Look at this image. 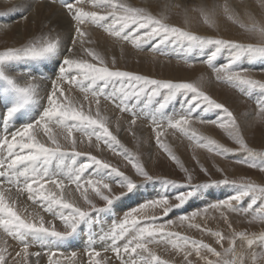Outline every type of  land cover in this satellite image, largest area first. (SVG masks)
Returning a JSON list of instances; mask_svg holds the SVG:
<instances>
[{
    "label": "snow or ice",
    "instance_id": "1",
    "mask_svg": "<svg viewBox=\"0 0 264 264\" xmlns=\"http://www.w3.org/2000/svg\"><path fill=\"white\" fill-rule=\"evenodd\" d=\"M40 3V0H36ZM49 8L54 7L57 0H46ZM179 7V5H176ZM264 8V0H261ZM62 8L68 15L71 24L69 43L65 47L67 53L60 61L58 73H54V79L50 85V91L46 96L47 106L43 107L39 118H31V122L24 123L10 134L0 137V264H9L10 260L20 257L22 264H39V261L30 260V257H41V251L30 252L33 245H39L47 249V264H58L53 259L60 242L72 236L78 225L90 220L92 212H104L120 199L112 192L113 184H118L127 193H132L138 185L131 176L125 175L118 167L112 166L107 161L92 155L90 151L79 150V145L87 139L89 147L100 150L102 142L108 149L123 155L132 164L136 174L144 180L151 181L153 177L145 170L138 157L132 156L121 144L119 139L109 129L106 117H101V99L113 105L121 112H130L131 125H135L137 119L143 115L131 109V101L140 102L145 97L150 104L154 97L163 93V102L159 103V109H164L169 100L177 93H191L190 100L185 111L177 117H171L166 121L168 128L178 131L195 140L199 146L206 147L217 155L227 156L234 150L220 145L217 141L198 135L190 126L198 118L197 110L205 112L216 109L224 114L220 120H206L199 118L202 124H213L227 131L230 138L245 151L246 159L236 163L244 164L249 168H256L264 172V151H257L246 142L242 131V125L238 123L236 116L224 104L212 98L200 86L191 82H173L172 80H160L133 71L121 70L116 67V59L112 58L111 66L105 58L94 49L84 48L85 43H91L84 26L93 25L103 29L109 36L121 42H128L136 48H141L144 43L159 38L161 43L169 39H175L187 44L189 50L193 48H212L206 63L216 74V79L237 87L242 93L251 95L259 92L264 95V80L255 79L249 75V70L238 68L239 62L244 57L264 58V24L256 26L255 18L248 14L252 26L247 28L250 41L239 42L234 39L215 38L187 31L182 27L174 26L168 22V17L163 14H153L146 7L133 6L125 0H63ZM220 6L197 7L192 9L208 16L219 14ZM189 9H185L187 15ZM223 14L232 19L235 13L225 4L222 7ZM27 20L28 17L24 16ZM245 28V24L240 25ZM55 29L49 28L48 32L34 35L29 41L19 47H8L0 51V81L5 87L0 90V106L6 109L3 114L5 122L18 119L17 114L24 115V110L36 103L40 85L38 77L29 76L21 82V74L15 71L16 62L28 59H43L55 56L61 49L62 40ZM54 34V35H53ZM79 44L84 52L91 57L86 60L78 57L74 49ZM222 50H228L229 59L225 64L217 65L214 61ZM114 86L108 91L109 85ZM78 88L85 93L84 99L90 100L87 110L76 101L69 93ZM91 101H94L93 113ZM260 114L257 117L259 123L264 124V102L259 104ZM152 123L156 126V143L168 152L172 159H176L167 145L161 142L163 134L159 129L164 126L158 122L155 115ZM46 139L38 138L40 134ZM76 133L80 134L78 138ZM78 157H86L84 162L77 164ZM66 159L72 161L71 165L64 163ZM54 161L59 163L53 169L50 167ZM90 169L93 171L89 172ZM187 173V169H184ZM119 178V179H116ZM189 183L191 175L187 176ZM166 183H174L166 181ZM214 184H233L237 191L228 198L208 206L218 211L220 218L227 224L229 235L196 222L201 216L200 211H193L190 215H182L177 220H165L155 215L147 216L143 220L137 218V213L149 207H160L165 216L174 208H178L193 194L181 192L175 196L178 203L173 204L167 196L150 200L139 208L129 211L121 221L112 225L111 229L99 237L108 246L103 251H111L115 254L119 264H169L168 259L159 255L151 245H170L174 254L182 257L183 264H264V255L251 252L256 237L250 236L246 230H238L233 227L227 213L250 215L253 220L259 219L264 223V186L257 185L251 180H244L237 184L236 181L224 179L214 181ZM52 185V189L47 186ZM68 185H74L79 192L86 207L79 206L75 201L65 198V189ZM209 185H197L196 188ZM58 190V191H57ZM91 190V191H90ZM33 203L44 208L45 211L59 216L64 223V230L58 231L55 225L45 226L43 217L39 223L33 222L17 210V198L23 194ZM250 197V202L245 205V198ZM94 198L105 202V207H97ZM259 205L258 209L255 207ZM208 208L203 211L207 213ZM186 227L195 229L201 233H207L215 237V243L220 247L203 240L194 239L179 231H172L173 227ZM10 238L18 241L22 248L20 251H10ZM264 244V234L259 236ZM237 241L246 242L247 247L237 249ZM228 247H224V243ZM95 240L90 238L89 258L100 257L101 251L94 246ZM14 253V254H13ZM63 253H61L62 255ZM76 253L71 254L75 259ZM209 255L215 257L210 259ZM19 264V262H18ZM89 264H102L100 259H90Z\"/></svg>",
    "mask_w": 264,
    "mask_h": 264
},
{
    "label": "rangeland",
    "instance_id": "2",
    "mask_svg": "<svg viewBox=\"0 0 264 264\" xmlns=\"http://www.w3.org/2000/svg\"><path fill=\"white\" fill-rule=\"evenodd\" d=\"M137 7H139V6H137ZM193 12L198 14V12H196V11H193ZM199 14H201L199 16V21H202L200 23H202L203 26L205 24V27H208L209 29H211L213 27V24L215 25V22H214L215 15L210 17V16L206 15L205 13L204 14L199 13ZM224 16L226 17L227 15L224 14ZM167 17H168V22L170 24H172L174 26H178L174 23L178 17L176 14L171 13V14H168ZM226 20L229 21L230 19H228V17H226ZM207 24L210 26H208ZM182 28H184L187 31H190L186 27H182ZM242 29L244 30V32H248L247 29H244V28H242ZM193 33L202 35L198 32H193ZM204 36H206V35H204ZM12 37H13V35H12ZM211 37H213V36H211ZM215 38H226L227 39L229 37L226 35H222V36L221 35H215ZM111 39L114 40L115 43H117V44H120L122 46L126 45V47L128 46L129 49L133 48L131 50L135 54L142 53L138 49H136L132 44H130L128 42H121V41L116 40L113 37ZM153 40H150L148 42L151 43V45H153V44H156L157 41H159L158 43L161 45L160 46L161 49L159 50L160 53H156L154 51L155 53L150 54V52H149L148 54H150V56H152V57H156L158 55L157 58L161 59L162 64H164L166 62H171V61L176 62V64L179 67H183L184 69H186L187 73L190 75L195 73L194 68L196 66H203L204 68L209 70L211 77L214 79L213 80L212 78H210L211 81H215V83L219 85L218 89L220 91V94H226L228 101L227 100L226 101H219L218 99L214 98L213 95L207 93L206 91L205 92L208 95H210L212 98L216 99L218 102L224 103L233 112V114L235 116H237L236 117L237 121H238V123H240L242 125V131H243V134L245 136L246 142L249 144V146L254 148L257 151H264V128H263L264 124L259 123L257 120V117L260 114L259 104L264 102V99H263L264 97L259 92H253L251 95H246V94L242 93L237 87L230 85L228 83H225L223 81L217 80L216 74L214 73L212 68L209 67L208 64L206 63L207 59H206V61H204V59L202 61H200V60L196 61V59H195V61H194L193 57H191V58L187 57L186 59H181V60L180 59H174V58H168L166 55H165L166 58L163 57V55H162L163 54V47H165L164 52H167V50H166L167 46L166 45L169 42L172 45L176 44V42H177L178 44H182L183 46L186 45L185 47H188L186 43L179 41V40L170 39V40L165 41L167 43L164 42V44H163L160 42L159 38H155ZM13 46H14L13 42H9L7 35L0 33V51H4L6 48L13 47ZM17 47H19V46H17ZM91 49H94V48H91ZM94 50L96 52H98L96 49H94ZM198 50L204 51L207 54V55L206 54H204V55L206 57H208L210 55L211 51H213L214 49H212V48H204V49L193 48L191 50L192 55H194L195 52H197ZM148 51H151V50H148ZM98 53H100V52H98ZM144 54H147V51H146V53L144 52ZM77 56L80 58L86 59V60H91V57H89L84 52V50L80 54H78ZM229 56H230V53L228 50H222L220 55L219 54L217 55V58L214 61V63L217 64L218 66L225 64L228 61ZM219 57H220V59H219ZM251 58L254 59L255 61L250 62V64L254 63V65L247 67V63H248L247 61L251 60ZM259 58H261V57H259ZM105 60L111 66L109 59L105 58ZM111 60H112V58H111ZM259 60L260 59H258V57H244L239 62V65L237 67L238 68H245V69H248L249 72L250 71L253 72L257 69L258 65H256V64L258 63ZM185 61H186V63H185ZM198 61H200V62H198ZM197 63H199V65ZM204 65H206V66H204ZM124 69L128 70V71H133L131 69H128L127 67ZM124 69H122V70H124ZM133 72H136V71H133ZM136 73H139V72H136ZM260 73L262 75H264V69H261ZM139 74H143V73H139ZM210 75H209V77H210ZM147 76H150V75H147ZM150 77L155 78V79H160V80H168L165 78L161 79L159 77H153V76H150ZM172 81L173 82H190V81H182V80H176V79H173ZM198 85L200 86V88L202 90L203 84L201 83V81H198ZM115 86L118 87L119 85L117 84ZM224 91H226V92H224ZM78 94L79 95H77V96L74 95V97L76 98V101H78L79 104L83 105L84 109L87 110L89 107V104H90V100L83 99L85 94L80 93V92H78ZM190 94L191 93H184V92L177 93V95L175 97H173L172 99L169 100L168 104L165 106L164 109H159V110H158V108H159L158 104L163 102V100H162L163 99V93L160 96L154 97L150 104L148 102H146L147 99L145 97H141L139 103H136L133 100L129 104L130 109H131L132 105H135V110L138 113L141 112L142 109L143 110H149L150 109L152 111L157 110V111H159L160 114L165 115L162 118L156 116L157 120L160 119L158 122L161 121L164 124V126L159 129V131H161L163 133L161 135L160 139H161V142L163 144L167 145L169 150L172 153H174L176 159H172L169 156L168 152H166L163 148H161L156 143V134H157L158 129L156 128L155 125H153V123L151 121L152 118L151 119L147 118V115H145L146 114L145 112H143V116H140V118L137 119V122L135 125H131L130 121H131L132 117H131L130 112H120V110L116 109L113 105H111L110 103H107L105 100L101 99V101H102L101 102L102 108L100 107L101 117L105 116L107 119L109 118L108 119L109 129L113 132L114 135L117 136V138L119 139L121 144L127 150H129V153L132 156L138 157L139 161L143 164L145 170L148 171L149 174L153 177V179L151 181L144 180L143 177L136 174V171L132 167V164L129 163V161L127 159H125V157L123 155H119V154L113 152L112 150L107 149L106 146L102 142L100 143V146H99L100 150L97 151L94 147L96 144L95 138H93V142H92L93 147H91V148L88 145L87 139L84 138V142L79 145V150H81V151H88L89 150L92 155H95L99 159L107 161L112 166L118 167L122 172L125 173V175L131 176L132 179L135 180L137 182V185H138L137 189H135L132 193H134L136 191L138 192L139 190L145 191L144 189H147L150 186L158 185L159 188L162 187L164 189H167L166 191L171 190V193L168 192L165 194V196H167L169 198L170 202L173 204L178 203V201L175 200V196L177 194H179L181 192H189V191H191L193 193L185 201V203L183 205H181L178 208L172 209L167 214V216L164 215L162 208H160V207H149V208L142 209L140 212H138L137 218L143 220L147 216L155 215L156 217H163V219H165V220H168V219L177 220L178 217H180L181 215H190L193 211H200L201 216L196 218V222L200 223L202 226H207V227L211 228L213 231H216V230L222 231L227 236L230 234V230L228 229L227 224L220 218V214L218 211H214L211 208H208V206L210 204L217 203L219 201H222V200L228 198L229 196L234 194L238 189L236 186H234L231 183L225 185L222 183L221 184H214L213 182L214 181H222L226 178L229 181H236L237 184H239L241 181H244V180H251L257 185L264 186V172H262L256 168H249L244 164L236 163V161H238V160L246 159L248 154L243 150H238L240 146L238 144H236L230 138L227 131L219 128L216 125L202 124V123H199L198 119H197V121L193 122L196 125L192 124L190 127L193 128V126H195L196 129L195 128H193V129L196 130L198 135H202V136H205V135L203 134V132H200L201 130L199 128H201V127L204 128L206 126H210L213 129H215L216 131H218L221 134L223 140L222 141H218L216 139L215 140L220 145L234 150L232 153L228 154L226 157L222 156V155H217L214 151L210 152L206 147L199 146V144L195 140L189 139L188 136H185V135L179 133L178 131L167 127L166 121L169 118L174 117V116L178 117L182 111L186 110L187 104H188L190 97L192 95V94L191 95ZM235 95H237L238 97L236 98V100H232V99H235ZM142 100H143L144 104H142ZM237 102L243 103L242 108L239 110L235 106V104ZM91 104H92L91 106L94 105L92 107V110H94L93 111V113H94L95 112L94 101L93 102L91 101ZM102 104H103V106H102ZM176 106H178V107H176ZM103 108L105 109V111ZM213 110H216V109H213ZM252 110H253V112H252ZM108 111H110V112H108ZM216 111H218V110H216ZM202 112H203L202 109L196 111L195 114L197 115V118H203L206 120H211L210 118L206 117L207 115L205 113H202ZM41 113L42 112H40V114ZM219 113H221V116L217 118L218 120H220L222 118V116H224V114L222 112L219 111ZM123 114H125V115H123ZM116 116L118 119L115 118ZM166 116H167V118H166ZM143 118L145 121L141 120ZM251 118L253 120H251ZM119 119H120V122H119ZM217 119H212V120H217ZM162 120H164V121H162ZM126 121H128V122H126ZM18 122L16 123L15 130L21 126ZM24 123H25V121H24ZM119 124H121L122 126H124V125H126V126L120 128ZM116 125H117V127H116ZM137 127L138 128L141 127L142 131H143V129H146V130L149 129L148 130L149 131V140L147 139L148 140L147 145L150 144V142H152V145L154 147L153 150L155 149V151L157 152L158 158L156 160V162H157L156 168L148 169L146 166V163L149 161V159H146L145 156L142 155V153H140V151L137 153L136 149L133 150V148H131L129 145H127L122 138L123 135H127L129 138L134 139L135 130ZM124 128H126V129H124ZM258 130L262 131L260 137L257 136ZM76 135L78 138L80 137L79 133H76ZM42 136H43V133H42ZM39 137H41V136H39ZM42 139H46V138L43 136ZM178 148H180L184 152V156L181 153H179ZM98 154H100V155H98ZM80 158L86 159V157H78L77 158V164L79 163ZM68 160L70 161V163L66 162V160L64 161V163L70 166L72 161L70 159H68ZM58 163H59L58 161H54L50 167H52L54 169ZM184 169H187V173H185ZM188 175H191V177H192V180L190 183L187 179ZM166 181H172L174 183H166ZM197 185H209V186L203 187V188H196L195 186H197ZM47 187L49 189L50 188L52 189L53 186L49 184ZM70 188H71V190H70ZM68 189L70 190V192ZM74 189H75L74 185H68V187L65 189V193H64L65 198L69 199L70 201L74 200L77 204H79V206L86 207V205H84V203H83V198L80 196V194H78L79 192L75 191ZM112 192L116 196H120L121 192H125V194L123 196H121L120 199L115 200L113 205L110 206L106 211H104V212H92L91 213L92 218L90 220H86V221L80 223L78 225L77 231L72 236L67 238L69 240L70 238L74 237V235L78 234L79 237H76L77 239L74 241V243H72V244L66 243V242L64 244L59 243L58 247L52 249L53 251L56 252L57 259H55V260L58 261V264H89L90 259H93V260L94 259H100L102 261V264H119V261L116 259L115 254L113 252L103 251V249L105 247H107L108 245H107V242L104 243V242L100 241L99 237L101 235L105 234L106 232H108L114 223L121 221L123 219V217L132 209L139 208L142 204H144L150 200H154L155 198L157 199V198L164 197V196H156L155 195V196L150 197L151 198V199L149 198L150 200L144 199L142 202L138 203L136 206H133L130 209H128L127 211H124L122 213V215L124 214L123 216L120 214L115 219L116 221L115 220L112 221L113 219L110 220L107 217L105 218L106 214L110 211V209L112 207H114V205L117 202H121L124 200V197H129L131 195L130 193H127L125 189L121 188L118 184H113ZM24 195H26V193L21 194L19 197H22ZM80 198H81V200H80ZM204 198L208 199V200H205ZM250 199H251L250 197L245 198V205L244 206H246V204L248 202H250ZM94 200H95V203L97 204V207H105L104 201L100 200L99 198H94ZM202 200H204L203 206H200L196 209H193L190 212H186V213H183L181 215H175V214L173 215L174 211L186 207L189 203H191L193 201L198 202V201H202ZM207 203H208V205H207ZM255 207L258 209L259 205L255 206ZM205 208H208L207 213H204V211H203ZM44 211L45 210L42 207L41 208H39V207L34 208L32 206L31 215H29L30 213H28L25 215V218L29 217L27 219H29L33 222L39 223V218L43 217L44 222H45V226H51L54 224L56 230L63 231L64 230V223H62L63 221L59 219V216L58 215L53 216L52 213H49L47 211L44 212ZM24 213H25V210L23 211V214ZM227 215L229 217V220L232 222L233 227L237 228L238 230H246L250 236L256 237L254 244L252 245L251 249H249V250L251 252L256 253L258 256L264 255V244H262L259 240V236L261 234H264V223H262L259 219L253 220L252 216H250V215H240V214H235V213H227ZM120 217H122V218L120 219ZM103 219L106 220V222ZM108 221H109V223H108ZM101 222H102V225H101ZM89 224H91L92 226ZM103 224L106 226H104ZM172 231H179L183 234H187V235L191 236L194 239L203 240L206 243L212 244L213 247H217L218 251L221 250L220 247L215 243V237L209 236L207 233H201L195 229H188L186 227H175V226L173 227ZM91 232L93 233V236H91V234H92ZM87 233H88V235H87ZM90 238H94L92 240L96 241L94 246L96 247V249L98 251H101L100 257H92V258L88 257L87 252H88L89 247H90V244H89ZM7 239L9 240L8 243L10 241L13 243L15 242V241L11 240L10 238H7ZM151 247L152 248L154 247L153 249L159 255H161L162 258L168 259L169 264H183L182 257L179 254H174L173 251H171V249H170V245L160 244V245H151ZM224 247L225 248L228 247L227 242L224 243ZM242 247L246 248L247 243L237 241V248L240 249ZM16 248H18V247H17V245L15 246V244H14V247L12 250H15ZM259 249H261L260 251H262L263 254H261V252H258ZM12 250L10 249V251H12ZM29 251L30 252L41 251L42 257H39V258H42V259H41L40 263L41 264H47L48 257H47V255H45V253L47 252V249H42L39 245H33V247H31L29 249ZM73 252H75L77 254L75 259H73L71 256V254ZM61 253H63V254L61 255ZM30 258L32 260L39 259L37 257H30ZM209 258L215 259V257H212L210 255H209ZM12 261H14V260H10V263H13ZM14 262H15L14 264H18V262H19V264H22L20 257H17Z\"/></svg>",
    "mask_w": 264,
    "mask_h": 264
},
{
    "label": "bare ground",
    "instance_id": "3",
    "mask_svg": "<svg viewBox=\"0 0 264 264\" xmlns=\"http://www.w3.org/2000/svg\"><path fill=\"white\" fill-rule=\"evenodd\" d=\"M125 2L131 3L133 6L146 7L153 14H163L166 16L168 14H171V13L176 14L178 17L174 23L180 27L181 26L186 27L187 29H189L192 32H198L202 35L213 36V37H215V35H221V36L226 35L229 37L227 39H234V40H237L239 42H258V41H250L249 33L244 32V30L240 27V25L242 23L246 25V27L244 29L250 28L252 26V22L248 18L249 13L251 14V16H253L255 18V23H256V26L258 28L260 26H262V24H264V8L261 7V0H125ZM62 3H63V0H57L56 5L54 7L49 8L47 6L46 0H40V3H38V4L36 3V0H0V9H1L0 10V33H3L4 35L6 34L7 38L9 39V42H13L15 47L20 46L23 43H26L34 35H39L41 32L47 33L49 28H53V29H55V33H59L61 40H62V45H63L61 47L60 51L55 56L46 57L43 59H28V60H22V61L16 62L17 66L15 68V71L19 72L21 74V82L22 83L29 76L38 77V83L40 85L39 95L37 97L36 103L24 110V112H25L24 115L17 114L18 119L14 118L13 121H10V122H5V120L3 119V114L6 112V109L3 108L2 106H0V137H3L6 134H10L12 131H15L16 123L18 121H19L18 123L22 126L24 121H25V123L31 122L32 117L38 119L40 112L43 111V107L47 106L46 96L50 91L51 82L55 78L53 74L58 73V68L60 65L61 58L63 56L67 55L64 46H67L69 43V36L71 34V29H72L71 21H70L68 15L63 10ZM225 4H227L231 8V10L235 13L233 18L230 19L231 21L226 20L227 16L225 17L223 12H222V7ZM176 5H179V7H176ZM213 5L220 6V9H219V14L215 15V20H214L215 25L213 24V27L211 29H209L208 27H205V24L203 26L202 23H200V22H202V21H199V16L201 14L198 13L199 14L198 15L197 13L193 12L194 10H192V9H195L197 7H205V6L211 7ZM185 9L190 10V11H188L187 15L185 14ZM24 16H27L28 19L27 20L23 19ZM208 26H210V25H208ZM84 28H85L86 32L88 33V35L85 37V40L87 41L90 38L92 41L91 43H85L84 48L96 49L106 59H109L110 63H111V58H115L117 68L122 70V69L127 67L128 69H131V70L139 72V73H143L144 75L159 77L161 79H164V78L168 79V80L176 79V80H182V81H190L192 83H197V84H198V81H201V83L203 84L202 90L213 95V97L218 99L219 101H226V100L228 101L226 94H220V91L218 89L219 85L216 84L215 81H211L210 78H212V77L210 75V71L207 70L206 68H204L203 66H196V67L194 66L195 67L194 68L195 73L190 75L187 73L186 69H184L183 67H179L176 64V62H172V61L166 62L165 61L166 63L162 64L161 59L157 58V56H158L157 54H156L157 55L156 57L150 56L151 53H155V52L160 53L159 50L161 49V47H160L161 45L158 43L159 41H157L158 44L156 43L153 45H151V43H149V42L144 43L142 45V47L139 49L135 47L136 49H138L140 52L143 53V54L142 53L135 54L131 50L133 48L129 49L128 46L126 47V45L122 46L120 44L115 43V41L111 39L112 37L109 36L108 33L105 32L103 29H99L93 25H88V24H86L84 26ZM11 34L13 35V37ZM165 43H167V42H165ZM174 45L170 44V42H169L166 45L167 46L166 47L167 52H164L165 47H163V54H162L163 57H165V55H166L168 58H174V59H180V60L186 59L187 57H190V58L193 57L194 61H195V59H196V61L197 60L202 61L203 59H204V61H206V59L208 58L204 55L206 53L202 50H198L197 52H195L194 55H192V51H191L192 49L189 50L188 47H185L186 45L183 46L182 44H178L177 42ZM148 50H151V51H148ZM82 51H83V49L81 48V46L79 44H77L75 49H74L75 54L78 55ZM146 51H147V54L149 52H150V54H148V55L144 54V52L146 53ZM220 57H219V59H220ZM258 59H260V60L256 64V65H258L257 69L253 72L250 71L249 75H251L255 79L264 80V75H262L260 73L261 69H264V58L261 59L258 57ZM200 61H198V62H200ZM252 61H255V60L251 58V60L247 61L248 62L247 67L254 65V63L250 64V62H252ZM185 63H186V61H185ZM197 64L199 65V63H197ZM204 66H206V65H204ZM209 75H210V77H209ZM114 86L115 85L110 84L108 91H111ZM4 87H5V84L2 81H0V90H2ZM78 92L85 94L83 91H81L78 88H74L69 94L72 96H74V95L77 96V95H79ZM224 92H226V91H224ZM262 96L264 97V95H262ZM237 97L238 96L235 95V99H232V100H236ZM146 102H148V101L146 100ZM142 104H144L143 100H142ZM242 105H243V103H241V102H237L235 104V106L237 107L238 110L242 108ZM93 106H91V107H93ZM102 106H103V104H102ZM176 107H178V106H176ZM104 111H105V109H104ZM108 112H110V111H108ZM143 112L146 113L145 115H147L148 119H151L153 115L161 117V118L165 116L163 114H160L159 111H157V110L152 111L149 109V110H143ZM252 112H253V110H252ZM202 113H205L207 115L206 117L210 118L211 120L217 119L218 117L221 116V113H219V110L216 111L213 109L209 110L207 112L203 111ZM123 115H125V114H123ZM141 116H143V115H141ZM167 116H166V118H167ZM115 118H117V116ZM141 120H144V118ZM164 120H162V121H164ZM251 120H253V119L251 118ZM217 121H218V119H217ZM119 122H120V119H119ZM126 122H128V121H126ZM194 125H196V124H194ZM119 126L121 128V127H124L126 125L122 126L121 124H119ZM116 127H117V125H116ZM193 128H195V126H193ZM124 129H126V128H124ZM199 129L201 130L200 132H203V134L206 137H209L212 140H215V139L218 141L223 140L221 134L210 126H206L204 128L201 127ZM148 130L149 129H147V130L143 129V131H142L141 127L140 128L137 127L135 130L134 139L129 138L127 135H123L122 138L127 145H129L131 148H133V150L136 149L137 153L140 151V153H142V155H144L146 159H149V161L146 163V166L148 169H152V168H156V165H157L156 160L158 158V155H157V152L155 151V149L153 150L154 147L152 145V142H150V144L147 145L148 140H149V131ZM261 132L262 131H259V130L257 131L258 137L261 136ZM40 136L41 137H38V138L42 139L43 138L42 133L40 134ZM178 149H179L178 150L179 153H181L184 156V152L180 148H178ZM98 155H100V154H98ZM85 160L86 159H84V158H80L79 163L84 162ZM66 162L70 163V161L68 159H66ZM91 171H93V169L89 170V172H91ZM116 179H119V178H116ZM70 190H71V188H70ZM70 190H69V192H70ZM144 190L145 191L139 190L138 192L136 191L134 193H130L131 195L129 194L130 195L129 197H124L123 201L117 202L114 205V207H112L110 209V211L106 214L105 218L107 217L108 219H110V220L113 219L112 221H114L120 214L122 215V213L124 211H127L131 207L136 206L138 203L142 202L144 199L145 200L149 199L150 197L155 196V195L156 196H165L166 193H168V192L171 193V190L166 191L167 189H164L162 187L159 188L158 185L150 186ZM80 200H81V198H80ZM205 200H208V199H205ZM203 202H204V200L198 201V202L193 201V202L189 203L186 207L174 211L173 215L174 214L175 215H181L183 213L190 212L193 209H196L200 206H203ZM207 205H208V203H207ZM32 206L34 208H38V207L41 208L38 204H35V203H33V201L29 200L27 198V194L22 196V197L17 198L16 207H17V210L21 213L22 217H25V215L28 213H30L29 215H31ZM24 210H25V213L23 214ZM27 218H29V217H27ZM121 218L122 217H120V219ZM104 221L106 222V220H104ZM108 223H109V221H108ZM89 225H91V224H89ZM101 225H102V222H101ZM104 226H106V225H104ZM88 233H87V235H88ZM91 236H93V233L91 234ZM76 237H79V235L78 234L74 235V237L70 238L69 240H65V241H66V243L72 244L77 239ZM91 239H94V238H91ZM14 244H15V246L17 245V247H18L14 251H20V249L22 248V245H20L18 241H15L14 243L10 241L9 242V245H11L10 249L11 250L13 249ZM237 249H239V248H237ZM260 250L261 249H259L258 252H261V254H263V252ZM53 258L57 259L56 256ZM41 259L42 258L37 259L39 261V264H41L40 263ZM30 260H32V259L30 258ZM14 261H12L13 263L9 262V264H14L15 263ZM33 261H36V260L34 259Z\"/></svg>",
    "mask_w": 264,
    "mask_h": 264
}]
</instances>
